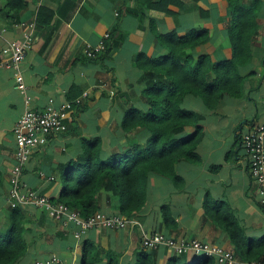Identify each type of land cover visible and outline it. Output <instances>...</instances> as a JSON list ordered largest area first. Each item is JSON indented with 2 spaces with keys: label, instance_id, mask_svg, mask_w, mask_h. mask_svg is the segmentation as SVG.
<instances>
[{
  "label": "crops",
  "instance_id": "0c3cea01",
  "mask_svg": "<svg viewBox=\"0 0 264 264\" xmlns=\"http://www.w3.org/2000/svg\"><path fill=\"white\" fill-rule=\"evenodd\" d=\"M171 1L27 0L19 22L36 24L35 40L21 65L30 108L42 110L49 99L58 105L85 95L67 131L51 136L45 146L33 151L21 177L28 188L56 199L63 187V169L81 156L84 140L100 139L103 159L126 148L121 130L126 108L133 105L146 110L137 100L143 81L142 72L135 66L136 56L159 58L166 54L153 33L175 31L183 37L189 31L206 29L210 40L194 54L209 55L212 61L231 57L224 0H175L180 7ZM164 2L168 3L170 14L151 7ZM260 2L257 35L250 48L252 60L241 69L242 97L224 98L215 111H208L194 97H187L182 104L183 109L202 115L204 131L196 150L200 164L182 162L176 166L182 188L178 190L171 180L150 174L145 206L135 216L138 227L96 228L79 238L73 235V225L64 228L44 211L24 208L27 250L15 264H33L52 254L65 262H81L85 246L96 256L93 264H110L111 258H116L114 264H133L137 253L143 250L142 236L155 232L195 239L233 252L227 233L204 218L206 201L214 207L225 205L248 238L258 240L264 236V209L257 202L256 187L240 143L248 128L264 123V0ZM3 3L0 0V9ZM152 25L154 30L150 29ZM0 27L7 29L0 50L5 42L21 37L18 28L6 26L1 14ZM105 34H109L107 52L87 59L83 53L85 45H97ZM186 105L200 108L189 110ZM24 110V99L15 87L12 72L0 69V218L7 212L9 173L15 162L12 131ZM98 205L100 212L118 214L119 200L115 196L101 193ZM164 206L174 221L171 228L163 224ZM151 252L155 264H166L171 256L164 248ZM191 258L187 257L188 261Z\"/></svg>",
  "mask_w": 264,
  "mask_h": 264
},
{
  "label": "trees",
  "instance_id": "16d2710c",
  "mask_svg": "<svg viewBox=\"0 0 264 264\" xmlns=\"http://www.w3.org/2000/svg\"><path fill=\"white\" fill-rule=\"evenodd\" d=\"M224 1L231 57L212 61L209 55L194 54L210 40V32L206 29L189 31L183 37L175 31L163 35L153 33L166 54L159 58L136 56L135 66L142 72L143 81V90L137 100L146 110H138L133 105L126 108L121 122L126 148L103 159L100 139L84 140L81 156L63 169V187L52 202L62 203L88 218L100 212L98 200L105 192L118 198V214L131 218L145 206L148 175L165 177L176 189L182 188L183 181L176 173V166L182 162L200 164L196 150L204 136L202 115L183 109L184 100L194 97L208 111H215L224 98H241L244 83L241 69L249 66L252 60L250 48L257 35L261 2ZM170 3L181 6L175 0ZM27 5V0H4L0 14L7 27L19 22L20 13ZM167 5L164 2L151 7L170 14ZM154 28L152 25L150 29ZM107 50L108 43L104 53ZM183 132L186 135L182 136ZM2 182L0 173V187ZM204 210V218L227 233L238 259L245 262L264 260V236L258 240L248 238L223 204L214 207L206 201ZM24 212V208L8 206L4 217L0 218V264H15L26 253ZM161 214L164 226L171 228L174 221L166 206L161 208ZM111 259L110 264H114L116 258ZM95 260L91 250L83 247L80 264H93ZM133 264H155L154 254L141 250ZM166 264L217 263L211 258L192 257L188 261L185 255H171Z\"/></svg>",
  "mask_w": 264,
  "mask_h": 264
},
{
  "label": "built area",
  "instance_id": "2783aa9c",
  "mask_svg": "<svg viewBox=\"0 0 264 264\" xmlns=\"http://www.w3.org/2000/svg\"><path fill=\"white\" fill-rule=\"evenodd\" d=\"M13 27L20 30L21 37L7 41L1 47L0 69L12 72L15 87L24 99L25 110L12 131L15 143V162L9 173L8 206L40 209L64 228L73 225L75 227L73 235L78 238L96 228L126 230L138 227L139 223L135 217L128 218L119 214L108 215L96 212L88 218H83L79 212L71 210L62 203L52 202L48 196L39 194L22 182L23 169L33 151L45 146L51 136L67 131L69 123L77 114L79 107L82 106L85 95L75 100L63 101L58 105L53 99H49L44 109H31V98L27 94L21 65L35 40L36 24L34 21L18 22ZM6 31L5 27H0V42L4 39ZM108 39L109 34H105L97 45H85L84 56L87 59H95L104 53ZM240 143L247 157L249 174L256 187L257 202L264 209V123L248 128L241 135ZM140 244L145 251L164 248L174 256L211 258L217 264H264V260L260 262L242 261L233 252L214 244L195 239L173 238L159 232L145 233ZM33 264H80V262L75 260L65 262L59 256L52 254Z\"/></svg>",
  "mask_w": 264,
  "mask_h": 264
},
{
  "label": "rangeland",
  "instance_id": "374dc122",
  "mask_svg": "<svg viewBox=\"0 0 264 264\" xmlns=\"http://www.w3.org/2000/svg\"><path fill=\"white\" fill-rule=\"evenodd\" d=\"M186 107H187L189 110H195L196 108H200V107H198V105H192V106H188V105H186Z\"/></svg>",
  "mask_w": 264,
  "mask_h": 264
}]
</instances>
